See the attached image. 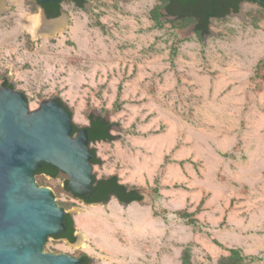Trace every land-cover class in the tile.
Wrapping results in <instances>:
<instances>
[{
	"label": "rangeland",
	"instance_id": "rangeland-1",
	"mask_svg": "<svg viewBox=\"0 0 264 264\" xmlns=\"http://www.w3.org/2000/svg\"><path fill=\"white\" fill-rule=\"evenodd\" d=\"M164 5L66 1L48 22L36 0H0V86L6 79L32 111L61 99L79 127L90 114L112 122L117 139L91 144L94 175L143 195L89 205L65 190L66 174L36 176L77 235L49 238L45 252L183 264L188 250L189 264H220L239 249L246 264H264V9L244 4L200 36Z\"/></svg>",
	"mask_w": 264,
	"mask_h": 264
},
{
	"label": "water",
	"instance_id": "water-1",
	"mask_svg": "<svg viewBox=\"0 0 264 264\" xmlns=\"http://www.w3.org/2000/svg\"><path fill=\"white\" fill-rule=\"evenodd\" d=\"M42 14L46 21L62 15L48 19L43 9ZM74 125L58 98L32 111L22 92L0 86V264L82 263L67 254L45 252L48 239L66 231V212L52 190L36 180L37 171L47 164L67 175L73 194L94 193L89 134L82 128L74 136Z\"/></svg>",
	"mask_w": 264,
	"mask_h": 264
},
{
	"label": "trees",
	"instance_id": "trees-1",
	"mask_svg": "<svg viewBox=\"0 0 264 264\" xmlns=\"http://www.w3.org/2000/svg\"><path fill=\"white\" fill-rule=\"evenodd\" d=\"M73 2L77 7L84 8L87 0H69ZM164 9L168 16L176 17L177 19H193L195 24V32L200 36L208 35L210 32V24L212 19H223L230 13H237L239 11V4L242 1L251 0H164ZM40 6L48 19L58 18L62 14V2H50L45 4L37 3ZM2 86L14 88L6 79L3 80ZM59 102L69 110V108L64 104L61 99ZM70 111V110H69ZM72 114V112L70 111ZM89 125L84 127H79L74 125L73 135L77 132L86 128L89 134V140L91 144L97 142H113L117 139L115 135L112 134V128L114 124L108 121L102 115L90 114ZM93 158L91 160L93 165H100L101 160L98 159L96 151L91 149ZM64 174L58 168L51 165L43 164L36 176L43 175L48 176L52 179H56L59 175ZM93 189L94 193L90 196L80 197L72 193L69 189L68 179L64 181V188L69 192L75 199L81 200L85 204H107L111 200V196H114L121 204H131L133 202L143 201V195L139 192L136 187L129 188L127 185L119 182V177L117 175L104 176L97 178L93 176ZM64 209V208H63ZM185 216L191 217L190 214ZM196 221L194 219H189V224H194ZM64 224L66 231L53 236L54 239H65L69 243L74 244L77 240L76 237V227L75 221L70 213H66ZM213 244L222 248V245L213 239ZM228 255L220 262V264H246L247 257L243 255L242 251L239 249H228ZM82 260V264H90L91 259L87 254H82L79 256ZM190 252L187 250L183 257V264H189Z\"/></svg>",
	"mask_w": 264,
	"mask_h": 264
},
{
	"label": "flooded vegetation",
	"instance_id": "flooded-vegetation-1",
	"mask_svg": "<svg viewBox=\"0 0 264 264\" xmlns=\"http://www.w3.org/2000/svg\"><path fill=\"white\" fill-rule=\"evenodd\" d=\"M244 4H253V5H258V6H260L261 8H263L264 9V0H251V1H242L240 4H239V11H240V9L242 8V5H244ZM164 13L167 15V12L165 11V9H164ZM168 16V15H167ZM169 17H171V16H169ZM172 18H175V19H177L176 17H172ZM68 110V109H67ZM92 149V148H91ZM114 198V197H113ZM79 260H81L80 259V257H77ZM82 261V260H81ZM82 264V263H81Z\"/></svg>",
	"mask_w": 264,
	"mask_h": 264
},
{
	"label": "bare ground",
	"instance_id": "bare-ground-1",
	"mask_svg": "<svg viewBox=\"0 0 264 264\" xmlns=\"http://www.w3.org/2000/svg\"><path fill=\"white\" fill-rule=\"evenodd\" d=\"M43 17H44V16H43ZM43 20H44V18H43ZM48 22H49V21H48ZM42 23H43V26H44V27H49V29L52 28L53 26H56V25H51V24L49 25V24H47V22H45V21L42 22ZM81 235H82V238H81L80 242L78 241V242H79V245H81V244H83V243L86 242V241L84 240V236H83V234H81Z\"/></svg>",
	"mask_w": 264,
	"mask_h": 264
},
{
	"label": "crops",
	"instance_id": "crops-1",
	"mask_svg": "<svg viewBox=\"0 0 264 264\" xmlns=\"http://www.w3.org/2000/svg\"><path fill=\"white\" fill-rule=\"evenodd\" d=\"M112 199V198H111Z\"/></svg>",
	"mask_w": 264,
	"mask_h": 264
}]
</instances>
